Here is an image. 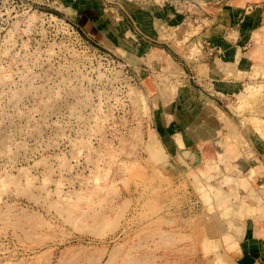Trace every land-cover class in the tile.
I'll return each instance as SVG.
<instances>
[{
	"label": "rangeland",
	"instance_id": "1",
	"mask_svg": "<svg viewBox=\"0 0 264 264\" xmlns=\"http://www.w3.org/2000/svg\"><path fill=\"white\" fill-rule=\"evenodd\" d=\"M81 1L0 0V264L251 263L264 0Z\"/></svg>",
	"mask_w": 264,
	"mask_h": 264
},
{
	"label": "bare ground",
	"instance_id": "2",
	"mask_svg": "<svg viewBox=\"0 0 264 264\" xmlns=\"http://www.w3.org/2000/svg\"><path fill=\"white\" fill-rule=\"evenodd\" d=\"M81 3H82V6H84V7H86V8H91L92 6H95L96 5V2L94 3V2H92L91 0H82L81 1ZM97 4H98V2H97ZM99 5V4H98ZM97 6V5H96ZM93 8V7H92ZM98 8V7H97ZM95 10H98L99 11V9H95ZM103 11V10H102ZM105 12V11H104ZM88 13V12H87ZM92 14V13H91ZM90 15V14H89ZM93 15V14H92ZM98 19V18H97ZM104 19V18H103ZM107 23V22H106ZM92 25V24H91ZM106 26V25H105ZM106 29V28H105ZM112 29V28H111ZM103 30V29H102ZM122 30V29H121ZM116 32V31H115ZM123 36V35H122ZM108 38V37H107ZM238 40V39H237ZM225 41V40H224ZM230 41V40H229ZM226 42V41H225ZM224 43V42H223ZM230 44V43H229ZM226 46V45H225ZM121 50V49H120ZM128 53V52H127ZM142 59V58H141ZM139 61V60H138ZM144 63V62H143ZM244 65H246L245 63H243ZM207 64H204L202 67H201V71H202V73L203 74H205V75H207L208 74V67L206 66ZM257 65H251V69H250V71L249 72H247L248 70L247 69H240V72L238 73V74H236V75H231V74H233V71H231L230 73H229V75H230V77H234V78H242L243 76H245V75H248V73H249V76L251 77L253 74H255V75H253V76H256L257 74H259L258 73V68L259 67H256ZM199 67H200V65H199ZM197 68V67H196ZM264 69V68H263ZM262 70V69H261ZM196 72H197V70H196ZM257 73V74H256ZM262 73H263V71H262ZM202 74V75H203ZM204 77V76H203ZM229 77V78H230ZM199 78H200V76H199ZM208 78V77H207ZM206 78V79H207ZM210 78V77H209ZM254 78V77H253ZM204 79V78H203ZM244 79V78H243ZM236 80V79H235ZM211 81V80H210ZM263 81V80H262ZM208 82V81H207ZM171 83V82H170ZM178 83V82H177ZM251 83V82H250ZM249 83V85H251ZM253 83H254V81H253ZM259 83V82H258ZM182 84H184V83H182ZM181 84V85H182ZM206 84H208V83H206ZM230 84V83H229ZM256 84V83H255ZM254 84V85H255ZM240 85V84H239ZM253 85V84H252ZM260 85H261V83H260ZM230 86V85H229ZM233 86V85H232ZM235 86V85H234ZM241 86V85H240ZM228 87V86H227ZM262 87H264V82H262ZM214 88H217V89H219V90H222V88H225V87H223L221 84H220V82H215L214 83ZM258 88V87H257ZM213 89V88H212ZM252 89V88H251ZM250 89V90H251ZM209 90H211V89H209ZM253 90V89H252ZM247 91H249V90H247ZM226 92V91H225ZM220 94V93H219ZM214 95V94H213ZM221 95H222V93H221ZM220 95V96H221ZM259 98V97H258ZM240 101V100H239ZM244 101H247L246 99H244ZM243 103V102H242ZM254 105H256V104H254ZM253 105V106H254ZM244 105H242V107H243ZM256 107V106H255ZM237 109V108H236ZM259 109V108H258ZM239 110V109H238ZM241 112H242V110H241ZM258 112V111H257ZM244 115H246V114H244ZM243 116V115H242ZM246 121V120H245ZM244 121V122H245ZM246 123V122H245ZM248 123H250V122H248ZM217 129V128H216ZM260 138V137H259ZM239 140H241V139H239ZM241 142V141H240ZM152 151L153 152H151L152 153V155H153V157H160V158H163L164 157V152H163V149H162V144H161V147H160V145H159V142L158 143H156V146H153L152 147ZM162 156V157H161ZM200 181V180H199ZM202 181V180H201ZM198 183V182H197ZM199 185H201V183L199 184ZM198 187H201L202 188V185L201 186H198ZM201 188L199 189V190H201ZM202 190H203V188H202ZM201 190V192H203ZM206 190V189H205ZM218 190H215V194H217V195H215V197L216 198H218V197H220V192H219V194H218V192H217ZM206 193H207V190H206ZM204 197H205V199H206V195L204 194ZM211 198V196H209L208 194H207V205L209 204V202H210V199ZM213 198V197H212ZM211 198V199H212ZM209 206H210V204L208 205V208H209ZM227 215L229 214V212H227L226 213ZM228 217V216H227ZM234 226V225H233ZM235 252V251H234ZM220 262H222V261H220Z\"/></svg>",
	"mask_w": 264,
	"mask_h": 264
},
{
	"label": "crops",
	"instance_id": "3",
	"mask_svg": "<svg viewBox=\"0 0 264 264\" xmlns=\"http://www.w3.org/2000/svg\"><path fill=\"white\" fill-rule=\"evenodd\" d=\"M228 54L231 56L232 53L229 52ZM234 65H236V64H234ZM231 71L232 70L227 71V76L229 75V73ZM239 72L240 71H236L235 73L238 74ZM228 80H231V79H228ZM189 118H190V115H189ZM194 118H196V116ZM189 133H191V128L187 124L186 127H184L183 134L184 135H186V134L188 135ZM178 136H179V134H177L175 137H178ZM207 150H208L207 147L203 148V150H202L203 151V158L205 157V154H207L206 156L208 157V153H206ZM243 228L244 227H242V229ZM245 228H246V226H245ZM251 228H252V231H253L254 242H251L249 244V248H250V251H251V257H252L253 261L251 260V263H249V264H264L260 260V259L264 258V227H262V226L258 225L257 223H255L254 226H252ZM248 230H250V229H248ZM233 251H235V250L233 249ZM235 255H237L239 260L244 256L242 251H240V252L237 251V253Z\"/></svg>",
	"mask_w": 264,
	"mask_h": 264
}]
</instances>
